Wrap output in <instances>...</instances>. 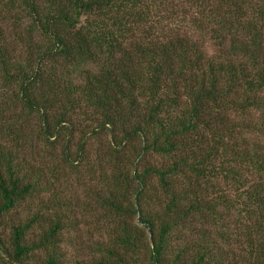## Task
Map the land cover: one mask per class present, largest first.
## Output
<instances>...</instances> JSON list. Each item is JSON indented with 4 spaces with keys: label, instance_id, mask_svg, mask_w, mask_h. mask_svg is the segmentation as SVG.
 I'll use <instances>...</instances> for the list:
<instances>
[{
    "label": "trees",
    "instance_id": "16d2710c",
    "mask_svg": "<svg viewBox=\"0 0 264 264\" xmlns=\"http://www.w3.org/2000/svg\"><path fill=\"white\" fill-rule=\"evenodd\" d=\"M65 166L107 192L90 264H264V0H0V264H82Z\"/></svg>",
    "mask_w": 264,
    "mask_h": 264
},
{
    "label": "rangeland",
    "instance_id": "374dc122",
    "mask_svg": "<svg viewBox=\"0 0 264 264\" xmlns=\"http://www.w3.org/2000/svg\"><path fill=\"white\" fill-rule=\"evenodd\" d=\"M44 162L47 163V159ZM74 171L67 166L60 169L64 178L66 177L58 187V189L61 188L60 198L54 200V196L52 193L49 194L50 192L39 195V197L43 201L47 198L48 200L51 197L53 198L49 203H46L44 210V212H49V216H54L55 212L65 216L62 218L65 221L63 223L64 230L62 231L63 240L59 246L65 256L64 262L70 263L71 258L76 256L82 261V264H90L92 259L98 255L96 245L111 242L109 234H107L111 221L106 218L108 216L103 215L99 201L94 194V191L102 192L105 196L107 192H105V186H101L100 181H97V175H94L95 178H91L85 172H76L75 174ZM107 172L109 173L110 170L108 169ZM108 186H112L109 180ZM57 203L61 205L59 206ZM31 205L32 208L39 209V204L35 199H32ZM19 211V208L15 210V212ZM125 219L136 224L139 228L138 231L141 230L140 235L142 237L139 240L145 239L143 233L145 230L141 228V224H138L135 218L133 220L129 217ZM42 227L45 229L46 225L43 224Z\"/></svg>",
    "mask_w": 264,
    "mask_h": 264
}]
</instances>
